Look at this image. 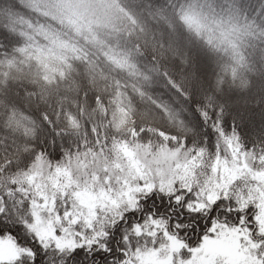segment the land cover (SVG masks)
Segmentation results:
<instances>
[{"label":"snow or ice","instance_id":"snow-or-ice-1","mask_svg":"<svg viewBox=\"0 0 264 264\" xmlns=\"http://www.w3.org/2000/svg\"><path fill=\"white\" fill-rule=\"evenodd\" d=\"M84 2L0 0V264H264V59L232 39L264 0H226L219 36L194 4L140 0L100 42L115 70L34 72V18L92 32Z\"/></svg>","mask_w":264,"mask_h":264},{"label":"trees","instance_id":"trees-1","mask_svg":"<svg viewBox=\"0 0 264 264\" xmlns=\"http://www.w3.org/2000/svg\"><path fill=\"white\" fill-rule=\"evenodd\" d=\"M24 2L30 6H39L40 4V0H24ZM139 2L140 0H85L78 6L79 13L82 15L73 16L72 20L90 23L92 32H89L87 27L77 32L74 24L68 19L60 22L55 16L52 20L34 18L37 25L42 24L44 27L33 28L29 33L30 42L34 45L32 51L34 55L40 57L39 61L35 58L31 60L32 70L41 75L48 74L53 77L60 71L69 69L76 73L85 56L102 61L101 67H113L115 70L103 55L109 49L103 47L100 42H111L109 34L114 37L116 30L123 31L132 26L133 22L128 18L124 6ZM157 2H162V0H157ZM235 2L236 0H228V3ZM180 3H191L198 10H202L207 15L210 26L216 30L215 35H220L219 25L214 23V20L221 17L227 20L228 13L221 11L226 0H180ZM54 7H63V5H54ZM117 7L121 10L116 11ZM241 23L246 24V27H243L240 33L234 35L232 39L235 40L250 66L258 64L261 59H264V21L249 19L241 20ZM182 27L185 32L188 31L186 26ZM23 30L29 31L27 24ZM194 39L202 49L209 53L213 63L219 65L220 68L225 64L233 63L231 49L224 50L225 47H228L227 45L215 48L208 44L206 35L203 38L195 36ZM218 70L220 69L218 68ZM106 74L111 75V73ZM240 78L250 79V73L243 71ZM235 83L237 87H240L239 79Z\"/></svg>","mask_w":264,"mask_h":264}]
</instances>
